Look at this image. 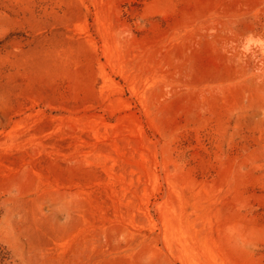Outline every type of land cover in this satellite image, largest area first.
<instances>
[{
    "label": "rangeland",
    "instance_id": "374dc122",
    "mask_svg": "<svg viewBox=\"0 0 264 264\" xmlns=\"http://www.w3.org/2000/svg\"><path fill=\"white\" fill-rule=\"evenodd\" d=\"M0 264H264V0H0Z\"/></svg>",
    "mask_w": 264,
    "mask_h": 264
}]
</instances>
